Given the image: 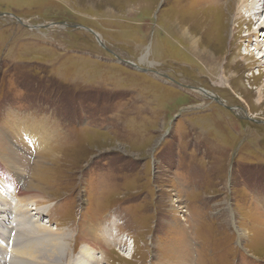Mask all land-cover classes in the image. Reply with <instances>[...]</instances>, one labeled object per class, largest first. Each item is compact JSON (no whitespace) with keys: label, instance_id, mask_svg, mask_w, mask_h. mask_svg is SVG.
Instances as JSON below:
<instances>
[{"label":"rangeland","instance_id":"rangeland-1","mask_svg":"<svg viewBox=\"0 0 264 264\" xmlns=\"http://www.w3.org/2000/svg\"><path fill=\"white\" fill-rule=\"evenodd\" d=\"M242 1L0 0V156L23 172L0 160L1 183L29 249L264 264V65ZM42 122L47 146L18 144Z\"/></svg>","mask_w":264,"mask_h":264},{"label":"bare ground","instance_id":"bare-ground-1","mask_svg":"<svg viewBox=\"0 0 264 264\" xmlns=\"http://www.w3.org/2000/svg\"><path fill=\"white\" fill-rule=\"evenodd\" d=\"M263 2H264V0H243L242 6H241L242 8H245V9H243V11H244L243 17H246V19H248L249 21H251V20L256 21V23H257L256 25H258L257 28H254V30H252L254 32L252 34V36L255 34L254 36L256 37L255 38V45H254L255 47L253 50L256 51L255 55H257V57H259L258 61L262 65H264V17L262 18L263 13H264V3ZM238 15H239V13H237V16ZM239 16L242 18V14H240ZM261 37H262V39H261ZM251 53H252V51L251 52L248 51V53H245L244 55H246V56L249 55L250 57H252ZM203 54H204V57L207 58V59H204L205 64H206V66H205V64H204V66L208 67V68L213 67V63H215L216 61L211 56V52L209 50H207V53L205 52ZM255 59L257 60V58H255ZM220 61H222V60L220 59ZM219 80L225 84H228V83H226V82H228V79L224 76H221L219 78ZM212 96H214V95H212ZM259 99H261V98H259ZM42 123H43V126H41L39 124L37 127H33V126H30V128L27 127V130H25L23 132V133H25L24 136H22L21 138L20 137L17 138V136L14 137L13 132H12V136L15 138V140L18 142V144L19 143L23 144L25 142L26 144L32 145L33 148H36L37 150H39L40 148L47 146L49 141H50V138L48 139V141L45 140V135L43 132H45L46 134H47V132L44 129L45 123L44 122H42ZM47 135H49V134H47ZM23 146H22L21 152H24L26 154V150L28 151V149L26 147H24L25 148L24 149ZM18 150H20L18 148V145H13V147H10L7 150V152L11 155L15 154V153L19 154L20 151H18ZM19 158H16V157L15 158H13V157L6 158V157L0 156V160H2V162L6 164V168L8 170H10L11 172H13L12 177H14V178L17 177L18 180H20L21 177L23 176V172H21L19 170L17 172V167H19L18 166ZM0 173H1L0 174V180H2L4 182L6 179H4V172L1 171V169H0ZM13 175H16V177ZM1 184L2 183L0 182V186L3 190H5V192H0V264H9V257L11 256L12 251H13V256H12L13 263L12 264H34V262L36 264H51L54 260L60 261L62 257H60L58 254L57 245H54L53 247L51 246L53 249H49L48 247H46V248L45 247H43V248L39 247L38 249L35 250V248L29 249V247H28L29 244L24 243V238H22V236L18 232L19 229L16 228L14 223H12V219H14V218L13 217L11 218V216H12L11 213L16 211L17 208L19 211V209H21V206H25L26 202H25V199L23 198L24 195L22 196V194H20L22 198H18L16 200H14L16 202V204L14 205V203H11V201L9 202V200H11L15 197L14 192H16V190H19L18 187L17 188H13V187L10 188L11 192H9V190L6 191V189L2 187L3 184L2 185ZM1 195L3 196V198ZM9 196H10V198H9ZM4 202L6 205H2V203H4ZM8 207H10V208H8ZM6 220L9 221V223L6 224L5 228H4L3 224L6 222ZM15 228H16V234H15V238L13 240V237H14L13 229H15ZM41 230L42 229H40L39 231H41ZM50 231L51 230L48 229L47 233H50ZM15 239H16V241L19 240V246L18 245L16 246ZM12 240L14 241L13 244H11ZM56 241L57 240H55L54 242H56ZM11 245H13V246H11ZM45 246H48V245H45ZM14 247H15V249H14ZM44 248H45V250H44ZM81 251H84V250H81ZM37 253H38V255H37ZM88 261H89L88 258L87 259L83 258V261L81 263L87 264ZM93 261H95V260H93Z\"/></svg>","mask_w":264,"mask_h":264}]
</instances>
